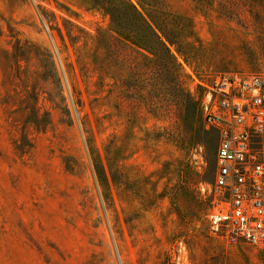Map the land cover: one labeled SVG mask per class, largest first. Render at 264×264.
Listing matches in <instances>:
<instances>
[{"label":"rangeland","instance_id":"1","mask_svg":"<svg viewBox=\"0 0 264 264\" xmlns=\"http://www.w3.org/2000/svg\"><path fill=\"white\" fill-rule=\"evenodd\" d=\"M106 1L0 0V264H264L208 233L197 121L200 83L264 74V0H130L170 56Z\"/></svg>","mask_w":264,"mask_h":264},{"label":"built area","instance_id":"2","mask_svg":"<svg viewBox=\"0 0 264 264\" xmlns=\"http://www.w3.org/2000/svg\"><path fill=\"white\" fill-rule=\"evenodd\" d=\"M200 85L202 124L217 138L208 233L230 247L263 249L264 74L218 73Z\"/></svg>","mask_w":264,"mask_h":264},{"label":"trees","instance_id":"3","mask_svg":"<svg viewBox=\"0 0 264 264\" xmlns=\"http://www.w3.org/2000/svg\"><path fill=\"white\" fill-rule=\"evenodd\" d=\"M142 5L144 6H150V4L146 1V0H138ZM107 3H105L106 5H102V8H104V10H106L112 20L113 23H115V18H117L118 13H120L121 11L126 15H129L130 12L135 15V17H138L139 22L141 23L142 27L145 28L147 30L148 36L153 38V42L156 44V46H158L166 55L170 56V49L169 46L172 47L173 46V41L170 39V37L163 33L162 37H160L155 30L151 27V25L149 24V22H147L143 16L138 13V11L136 10L135 6L130 2V0H110V1H106ZM119 27H114L113 31L115 33L120 34V32L118 31ZM122 37L126 40H128V37L125 34H121ZM133 44L137 45L139 48H141L142 50L150 53V54H154L153 50L150 48V46L147 45V41L145 39H143V37H138L137 41L132 42ZM178 54H180V56H184V53L181 51H177ZM197 116V115H196ZM197 121H201V111H199V115L197 116Z\"/></svg>","mask_w":264,"mask_h":264}]
</instances>
